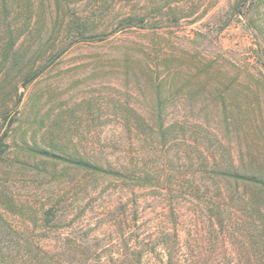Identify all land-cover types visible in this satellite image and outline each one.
Masks as SVG:
<instances>
[{"label":"rangeland","instance_id":"1","mask_svg":"<svg viewBox=\"0 0 264 264\" xmlns=\"http://www.w3.org/2000/svg\"><path fill=\"white\" fill-rule=\"evenodd\" d=\"M48 1L52 17L55 0ZM66 1L90 18V31L102 38L74 43L21 88L22 101L9 130L0 118V139L8 131L0 146L7 151H0V215L17 228H29L48 249L68 236L99 246L108 258L120 242L114 223L124 215L132 238L157 248L146 254L144 264L166 262L162 242L169 233L177 235L173 255L182 264H264V216L258 212L264 208V192L220 181L235 195L222 212L207 204L204 190L199 195L171 192L173 185L166 181L133 186L111 177H86L76 169L56 174L51 160L24 151L117 147L128 134L134 147H154L142 142L141 135L151 132L137 121L156 118L160 94L164 147L171 155L186 161L188 150L203 156L215 151L227 160L232 154L238 164L256 158L264 167V0ZM129 13H145L146 28L117 31ZM155 55L179 59L174 86L161 90L151 80L149 75H157L146 64L156 71ZM200 160L194 158L196 164ZM184 173L189 181L206 183L217 197L218 181L201 179L200 172ZM71 179L82 181L75 190ZM246 193L247 207L240 199ZM6 196L16 200L15 206ZM59 199L58 218L45 222V211Z\"/></svg>","mask_w":264,"mask_h":264},{"label":"trees","instance_id":"2","mask_svg":"<svg viewBox=\"0 0 264 264\" xmlns=\"http://www.w3.org/2000/svg\"><path fill=\"white\" fill-rule=\"evenodd\" d=\"M53 12L51 17V3L48 0H40L38 5H35L34 0H0V118L7 122V130L14 124V115L22 101V94L19 93L21 88L32 84L74 43L102 38L98 31H90V18L78 15L66 0H55ZM239 15L242 16L243 13ZM145 22V13H129L116 28L117 31L136 27L145 29ZM155 57L158 62L156 71L160 66L163 68L156 72L147 63L151 74L157 75H149L151 80L161 90L169 83L174 86L180 76L177 64L179 59L175 55ZM161 97L159 94L157 98L156 118L151 122L143 118L137 121L139 126L149 127L151 132L150 135H141L142 142L146 145L151 142L154 147H134L133 135L128 134L120 137L115 143L117 147H51L50 150L44 147H24V151L30 157L51 160L56 174L76 169L85 172L86 177H111L133 186H159L166 181L173 185L171 192L178 190L182 194L188 192L199 195L204 190L202 193L205 196V192L209 193L207 204L214 205L222 212L229 207V203L232 204L235 195L233 192H226L219 184L220 181L264 192V167L257 165L259 160L256 158L250 162L242 159L243 164H238L232 154L227 160L224 155L219 156L215 151L203 156L202 151L192 153L188 150L186 161L178 154L171 155L169 148L164 147L166 129L162 116L164 101ZM7 136L8 131L1 137L0 146H5L2 141ZM6 148L10 147H4ZM196 156L201 159L199 164L194 162ZM59 165L63 167L61 171L58 169ZM184 170L189 176L200 172L201 179L204 176L213 182L218 181L217 197L210 194L206 183L199 185L194 178L189 181ZM81 182L71 179L70 188L75 190ZM240 199L246 207L251 205L247 193ZM7 202L11 206L16 204L13 197H8ZM62 204L63 199H59L51 209L45 211V222L51 221L52 224L58 218V206ZM258 212L264 216V208L259 207ZM129 225L130 221L124 215L117 217L114 232L120 242L116 245L117 251L110 253L107 258L103 256L99 246L87 245L68 236L62 239L58 247L48 249L34 240L29 228H17L0 215V264H144L146 254L157 248H151L149 243L140 241V237L133 239L132 232L128 231ZM176 236L175 233H169L163 239L167 259L162 264H182L173 255L177 250Z\"/></svg>","mask_w":264,"mask_h":264}]
</instances>
